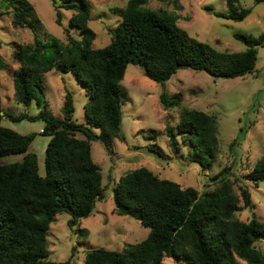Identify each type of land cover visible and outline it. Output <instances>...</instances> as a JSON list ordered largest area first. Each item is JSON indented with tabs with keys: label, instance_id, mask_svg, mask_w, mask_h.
Here are the masks:
<instances>
[{
	"label": "trees",
	"instance_id": "16d2710c",
	"mask_svg": "<svg viewBox=\"0 0 264 264\" xmlns=\"http://www.w3.org/2000/svg\"><path fill=\"white\" fill-rule=\"evenodd\" d=\"M146 1L127 0L123 6H111L121 21L109 28L107 44L92 47L96 33L88 24L91 14L87 0H58L55 4L57 23H61L60 8L72 10L64 29L66 42L54 35H38L41 22L29 0H0V6L11 12L12 25L27 27L33 33L31 42L12 52L18 62L12 76L17 101L27 105L34 100L38 110L8 116L13 120L41 119L40 132L50 135L42 175L36 153L27 150L35 133H21L1 123L5 114L0 97V155L24 153L19 161L0 162V264H72L70 257L48 258V229L54 216L66 211L70 214L67 224L78 225L79 233L86 235L79 219L89 215L96 201L105 197L101 169L91 154V140H99L111 152V137H122L120 80L127 64H139L147 77L161 84L179 68L221 77L244 75L255 69L264 32L253 36L236 31L234 37L245 48L222 50L181 28L176 23L177 14L149 8ZM236 2L226 0L227 9L214 13L241 20L251 8ZM69 27L77 28L80 38L71 36ZM6 67L0 56V69ZM51 69L69 70L84 85L88 124L73 118V96L67 89L62 117L47 107L42 74ZM159 99L164 108H170L180 105L181 96L162 90ZM177 132L189 141L192 161L206 167L216 158L218 137L212 114L181 107L177 131L167 125L176 150ZM147 149L161 154L154 145ZM247 178L255 184L264 180V153ZM112 190L116 213L139 218L150 228L149 233L141 241L127 244L124 251L103 246L88 249L83 264H162L164 256L183 259L185 264H264V251L254 245L255 240L264 239V220L253 216L244 221L235 215L239 197L223 176L216 187L199 192L194 186H181L146 166H138L120 175ZM241 195L244 204L251 205L246 187L241 186Z\"/></svg>",
	"mask_w": 264,
	"mask_h": 264
},
{
	"label": "rangeland",
	"instance_id": "374dc122",
	"mask_svg": "<svg viewBox=\"0 0 264 264\" xmlns=\"http://www.w3.org/2000/svg\"><path fill=\"white\" fill-rule=\"evenodd\" d=\"M40 19L37 33L41 38L54 35L66 42L65 28L72 10L60 8L61 23L55 20V4L58 0H29ZM91 17L88 24L96 36L92 47H100L110 40L109 28L115 27L120 15L110 10L111 6H123L127 0H87ZM240 7H250V13L241 20L218 16L215 11L227 9L226 0H147L145 5L177 14L176 23L190 35L228 51L245 48L234 37L236 31L258 36L264 32V0H237ZM209 6V7H208ZM70 35L80 38L79 30L69 27ZM33 33L27 27H15L11 12L0 6V56L7 64L0 69V97L4 116L1 123L21 133L34 132L28 151L37 155L38 171L45 174V146L50 135L41 133V119L13 120L8 114L36 113L34 100L29 104L17 101L14 92L13 70L18 67L12 52L18 46L32 41ZM255 69L234 77L212 76L204 70L179 68L163 84L147 77L139 64L129 63L120 80L122 96V137H111L112 150L108 152L99 140H91V154L102 173L105 197L97 200L91 213L80 217L79 226L87 234L79 233L78 225L70 227V214L58 212L50 222L47 233L48 258L83 264L88 249L103 246L124 251L127 244L139 242L150 228L139 218L115 211L112 186L120 175L138 166H146L162 178L178 182L181 186H194L199 192L218 185L220 177L232 184L237 193L238 209L235 215L244 221L255 216L264 220V180L255 184L247 178L256 161L264 153V42L257 48ZM44 98L47 107L57 117H62L61 106L65 90L72 93L73 118L87 123L84 106L88 101L86 89L71 71L51 69L42 74ZM165 90L169 95L181 96L179 106L164 108L159 94ZM181 107L196 108L212 114L216 119L218 153L206 167L190 159L191 145L177 132L179 149L170 143L167 125L177 131ZM96 132L100 129L93 126ZM77 136L84 137L81 133ZM233 142V143H232ZM154 145L159 155L147 149ZM23 152L0 155V162L22 159ZM218 177H214L218 172ZM214 177V178H213ZM241 186L250 192L251 205L244 204ZM76 242H81L76 244ZM254 245L264 251V239ZM73 246L76 248L73 249ZM162 264H185L183 259L164 256Z\"/></svg>",
	"mask_w": 264,
	"mask_h": 264
}]
</instances>
